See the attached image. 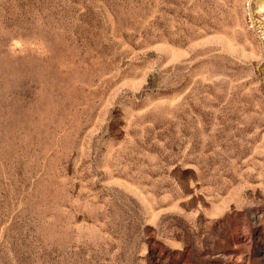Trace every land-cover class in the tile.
<instances>
[{
	"label": "rangeland",
	"instance_id": "rangeland-1",
	"mask_svg": "<svg viewBox=\"0 0 264 264\" xmlns=\"http://www.w3.org/2000/svg\"><path fill=\"white\" fill-rule=\"evenodd\" d=\"M0 264H264V0H0Z\"/></svg>",
	"mask_w": 264,
	"mask_h": 264
}]
</instances>
